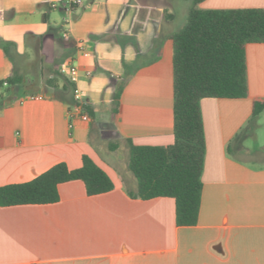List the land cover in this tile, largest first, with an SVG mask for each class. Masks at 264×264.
Masks as SVG:
<instances>
[{
	"label": "crops",
	"instance_id": "0c3cea01",
	"mask_svg": "<svg viewBox=\"0 0 264 264\" xmlns=\"http://www.w3.org/2000/svg\"><path fill=\"white\" fill-rule=\"evenodd\" d=\"M78 1L0 0V44L14 46L11 60L0 45V82L16 73L23 87L36 67L46 85L0 103V187L58 163L77 169L86 155L113 189L87 196L70 181L56 203L0 207V264H264V110L250 125L253 100H264V42L245 46L246 97L200 101L201 205L195 226L178 227L173 199L132 198L133 178L99 150L173 143L172 36L190 9L174 24L171 0ZM201 4L264 9V0ZM62 63L78 69L88 121L71 118L74 97L52 95L67 79Z\"/></svg>",
	"mask_w": 264,
	"mask_h": 264
},
{
	"label": "trees",
	"instance_id": "16d2710c",
	"mask_svg": "<svg viewBox=\"0 0 264 264\" xmlns=\"http://www.w3.org/2000/svg\"><path fill=\"white\" fill-rule=\"evenodd\" d=\"M172 42L173 143L166 147L135 146L127 141V169L135 181V190L129 195L141 200L173 199L176 226L189 227L197 224L201 205L205 140L200 101L246 97L245 46L264 42V9L199 10L193 6ZM0 45L12 60L13 44ZM52 81L47 83L51 85ZM4 83L0 103L12 100L22 87V79L15 73L0 82V88ZM74 92L73 83L64 78L55 96L66 102ZM6 95H11L9 100ZM67 103L75 104L68 99ZM83 109L92 117L89 108ZM263 110L264 100H253L251 128ZM70 181H81L87 196L113 189L109 176L83 155L77 169L69 170L64 163H58L29 182L0 187V207L56 203L58 186Z\"/></svg>",
	"mask_w": 264,
	"mask_h": 264
},
{
	"label": "rangeland",
	"instance_id": "374dc122",
	"mask_svg": "<svg viewBox=\"0 0 264 264\" xmlns=\"http://www.w3.org/2000/svg\"><path fill=\"white\" fill-rule=\"evenodd\" d=\"M170 4L177 5L175 11L176 15L174 19V24H178L179 22H181L183 20V15H185L186 11L188 9H191L193 6L199 10H207L206 6L202 5L201 2L195 4L194 0H171ZM27 71L29 73L28 77L30 78V80H27V82L23 85V87H21V91L27 93H32V92L39 93L40 92L39 88L44 89V87L46 86L43 77L40 75L38 68L36 67H30L28 68ZM41 77H42V83L41 86L40 85L38 86L37 81L41 79ZM31 79L34 80V83L32 82ZM53 94L55 95V91L52 92V95ZM10 96L6 95L5 99L9 100ZM99 153L102 155L103 158L109 160L111 163L117 166L125 175L132 177V175L127 169L128 151L124 146L120 147L117 150L110 149L106 146L101 148L99 150Z\"/></svg>",
	"mask_w": 264,
	"mask_h": 264
},
{
	"label": "built area",
	"instance_id": "2783aa9c",
	"mask_svg": "<svg viewBox=\"0 0 264 264\" xmlns=\"http://www.w3.org/2000/svg\"><path fill=\"white\" fill-rule=\"evenodd\" d=\"M77 3H79L78 0H68L69 5L77 4ZM85 55L87 56L88 54H85ZM59 73L65 76L73 84L77 83V81L79 80L78 69L75 66L70 65L69 63H62L59 67ZM89 76L90 74L86 73V77H89ZM74 100H75V104L73 105V108H72L73 112L71 113V118L78 117L82 121H88L89 117L83 109L85 105L81 101V96L77 92V90H75L74 92ZM69 127L70 128L72 127L71 123H69Z\"/></svg>",
	"mask_w": 264,
	"mask_h": 264
}]
</instances>
